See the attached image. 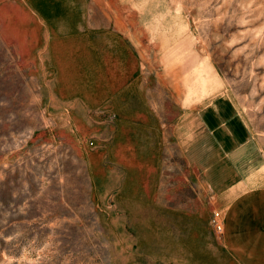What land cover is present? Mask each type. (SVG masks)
<instances>
[{"label": "rangeland", "instance_id": "1", "mask_svg": "<svg viewBox=\"0 0 264 264\" xmlns=\"http://www.w3.org/2000/svg\"><path fill=\"white\" fill-rule=\"evenodd\" d=\"M212 177L264 185V0H0V264H225Z\"/></svg>", "mask_w": 264, "mask_h": 264}, {"label": "crops", "instance_id": "2", "mask_svg": "<svg viewBox=\"0 0 264 264\" xmlns=\"http://www.w3.org/2000/svg\"><path fill=\"white\" fill-rule=\"evenodd\" d=\"M195 119L199 122L197 128L200 131H213V111H201L195 115ZM214 120L225 138L224 130L227 126L223 123L224 120L219 117ZM245 180L246 178H239L236 182L225 181L217 187L213 177L211 178L215 193L209 203L213 210L219 209L223 216L221 237L218 238L213 233V241L211 239L213 258L220 257L225 264H264V185L251 187ZM202 205L200 215L203 219L192 223L195 231H201L202 225H208L207 216L211 208L207 203ZM182 210L179 208L178 213L185 215L186 212L182 213ZM191 214L196 216L193 210Z\"/></svg>", "mask_w": 264, "mask_h": 264}, {"label": "built area", "instance_id": "3", "mask_svg": "<svg viewBox=\"0 0 264 264\" xmlns=\"http://www.w3.org/2000/svg\"><path fill=\"white\" fill-rule=\"evenodd\" d=\"M210 223L213 227V230L218 233L221 234L223 231V220H222V216L221 213L216 210L213 211L211 217H210Z\"/></svg>", "mask_w": 264, "mask_h": 264}]
</instances>
